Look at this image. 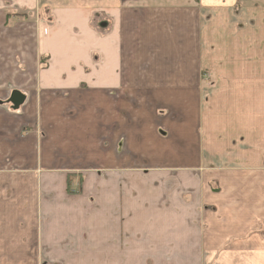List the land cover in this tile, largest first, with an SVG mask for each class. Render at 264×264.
Wrapping results in <instances>:
<instances>
[{
    "label": "crops",
    "instance_id": "crops-1",
    "mask_svg": "<svg viewBox=\"0 0 264 264\" xmlns=\"http://www.w3.org/2000/svg\"><path fill=\"white\" fill-rule=\"evenodd\" d=\"M0 264H264V0H0Z\"/></svg>",
    "mask_w": 264,
    "mask_h": 264
},
{
    "label": "rangeland",
    "instance_id": "rangeland-1",
    "mask_svg": "<svg viewBox=\"0 0 264 264\" xmlns=\"http://www.w3.org/2000/svg\"><path fill=\"white\" fill-rule=\"evenodd\" d=\"M34 13L37 14V16ZM50 13L51 12L50 11L48 12V9H46V11L42 9L41 12H39V10L35 12H29L27 13L28 15L27 17H25V19L29 21H33V20H37L40 16L42 19L50 23L51 21L49 19L52 17V15L50 16Z\"/></svg>",
    "mask_w": 264,
    "mask_h": 264
},
{
    "label": "water",
    "instance_id": "water-1",
    "mask_svg": "<svg viewBox=\"0 0 264 264\" xmlns=\"http://www.w3.org/2000/svg\"><path fill=\"white\" fill-rule=\"evenodd\" d=\"M25 100L24 95L20 91H15L11 97V101L14 106L17 108L22 104Z\"/></svg>",
    "mask_w": 264,
    "mask_h": 264
},
{
    "label": "trees",
    "instance_id": "trees-1",
    "mask_svg": "<svg viewBox=\"0 0 264 264\" xmlns=\"http://www.w3.org/2000/svg\"><path fill=\"white\" fill-rule=\"evenodd\" d=\"M27 15H28V14H26V15L23 14V15H20V16H22V18H23V16H24V18H25V17H27ZM7 18H8L7 23L10 24V22H11V18H12V15L9 14Z\"/></svg>",
    "mask_w": 264,
    "mask_h": 264
}]
</instances>
